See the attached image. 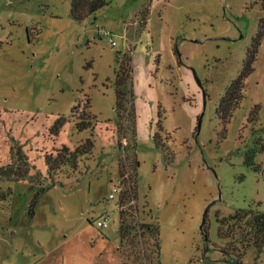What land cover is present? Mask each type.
<instances>
[{"label": "rangeland", "instance_id": "1", "mask_svg": "<svg viewBox=\"0 0 264 264\" xmlns=\"http://www.w3.org/2000/svg\"><path fill=\"white\" fill-rule=\"evenodd\" d=\"M107 1L78 22L70 0H0V264H121L118 168L136 161L135 204L159 225L161 264H232L217 217L264 213V33L239 107L227 123L215 110L264 26V0ZM119 53L131 57L134 137L116 127ZM87 138L91 153L50 179L45 158ZM255 256L241 264H264V244Z\"/></svg>", "mask_w": 264, "mask_h": 264}, {"label": "trees", "instance_id": "2", "mask_svg": "<svg viewBox=\"0 0 264 264\" xmlns=\"http://www.w3.org/2000/svg\"><path fill=\"white\" fill-rule=\"evenodd\" d=\"M107 0H70V17L78 22L107 4ZM149 12V3L141 7L139 14L146 19ZM264 33V26L260 27L252 38V42L246 51L243 67L238 76L227 86L224 94L219 99L215 113L222 123H227L233 112L239 107L243 99V79L253 71V62L257 53L260 39ZM117 68L114 72V93L116 112V127L123 138L126 137L125 128L134 137L135 134V111L133 93V75L131 57L127 53L118 54L116 57ZM64 122L59 118L55 129ZM91 124L89 115L85 118L79 117L75 123L78 131L87 129ZM157 148H162L158 143L157 134L154 136ZM93 142L87 138L83 143L69 148L63 146L55 150V155L45 158L47 173L50 179L61 167L75 169L78 159L89 155ZM255 150L250 149L244 155V163L253 166ZM168 162L172 161L169 158ZM139 163L136 161L135 168L125 170L123 163H119L118 177L123 185L118 191V246L117 251L121 264H161L160 262V231L159 225L154 217L149 220L141 218L147 213L145 208L139 209L135 204L137 200ZM54 185V184H52ZM219 237H232L231 248L223 249L222 252L232 264H241V258L249 248L256 251L258 259L264 244V213L257 208H239L227 216H218ZM207 236L206 234L204 235ZM237 243L239 244L237 246ZM228 260V259H227ZM228 260V261H229ZM253 264H258L257 262Z\"/></svg>", "mask_w": 264, "mask_h": 264}, {"label": "water", "instance_id": "3", "mask_svg": "<svg viewBox=\"0 0 264 264\" xmlns=\"http://www.w3.org/2000/svg\"><path fill=\"white\" fill-rule=\"evenodd\" d=\"M193 75H194V77H195V79H196V82L198 83L199 87H200L201 90H202L203 97H204V100H205V91H204V89H203L202 82H201V80L198 78V76H197V74H196V72H195L194 70H193ZM203 106H205V101H203ZM202 115H203V113H201V114L199 115L198 119H197V129H199V127H200V123H201ZM207 207H208V206H207ZM206 209H207V208H206ZM205 212H206V210H205ZM205 212H204V215H205ZM203 222H204V219H203Z\"/></svg>", "mask_w": 264, "mask_h": 264}, {"label": "built area", "instance_id": "4", "mask_svg": "<svg viewBox=\"0 0 264 264\" xmlns=\"http://www.w3.org/2000/svg\"><path fill=\"white\" fill-rule=\"evenodd\" d=\"M112 43H114V41H112ZM113 196H114L113 194H110V198H113ZM103 215H104L103 218L95 221L97 227H99V228L106 226L109 223V221L111 220V217L108 213H104Z\"/></svg>", "mask_w": 264, "mask_h": 264}]
</instances>
